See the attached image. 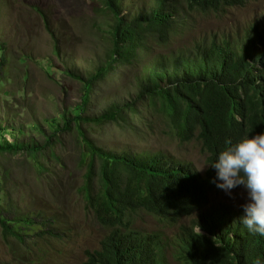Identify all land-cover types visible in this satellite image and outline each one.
Segmentation results:
<instances>
[{"label":"trees","instance_id":"obj_1","mask_svg":"<svg viewBox=\"0 0 264 264\" xmlns=\"http://www.w3.org/2000/svg\"><path fill=\"white\" fill-rule=\"evenodd\" d=\"M92 1H100L110 13L111 48L89 75L64 65L66 76L83 85L81 103L70 112L73 116L62 110L61 125L51 127L61 132L75 128L89 153L82 188L85 203L110 228L93 264H163L159 254L147 256L149 237L117 238L119 226L126 229L128 216L144 211L172 221L191 218V224L182 226L172 251L176 253V264H255L257 259L264 264V236L250 233L241 223L244 211L224 205L207 207V195L220 190L213 182L216 169L210 164L229 141L235 144L246 134L264 133V18L248 29L247 42L237 51L228 43L212 42L193 50L165 52L178 34L182 19L188 21L191 13L200 10L221 11L223 4L239 5L241 0H151L147 8L131 17L121 16V0ZM30 11L42 19L58 57L59 44L55 32L51 33V20L38 7L31 6ZM2 36L0 32V72L11 63ZM161 48L164 52L157 53ZM26 57L23 54L20 63H25ZM136 67L141 71H135ZM115 68L116 72L123 69L121 80L135 74L137 84L132 88L136 97L114 102L94 116L87 115L96 86ZM51 73L52 65L47 69L49 76H53ZM157 118L163 121L165 131L181 143L200 141L209 165L205 176L200 177L190 163L175 161L164 152L134 156L107 151L81 131L84 123L111 122L136 129L137 121L152 130ZM49 142L46 140L44 145ZM41 148L17 138L11 142L0 139V152L38 153ZM33 222V217L13 213L10 204L5 205L0 198L2 237L12 236L24 243L27 229L32 235L39 231ZM195 228L206 235L195 233Z\"/></svg>","mask_w":264,"mask_h":264},{"label":"rangeland","instance_id":"obj_2","mask_svg":"<svg viewBox=\"0 0 264 264\" xmlns=\"http://www.w3.org/2000/svg\"><path fill=\"white\" fill-rule=\"evenodd\" d=\"M14 1L19 13L6 1L0 2L1 40L7 44L11 59L0 72V139L11 142L17 138L19 142L42 148L38 153L0 152V182L3 183L0 193H3L1 200L5 205L10 204L13 213L35 216L40 231L27 240V249H24L14 238L2 237L0 230V264H84L86 251L98 248L108 230L88 210L82 192L89 155L83 147L82 134L75 128L69 132L55 131L51 125L60 126L62 110L73 116L70 112L81 103L83 85L66 76L64 65L89 75L107 57L111 48L110 13L100 1ZM150 1L121 0L122 14L134 16L147 8ZM31 6L38 7L51 20V33L55 32L59 44L58 57L53 53L50 33L37 13L30 11ZM191 14L194 23L188 20L165 52L197 49L224 37L235 47L241 46L247 28L262 21L264 0H252L245 7L223 14ZM163 52V48L157 51ZM23 54L28 57L22 64L19 59ZM146 55L151 60L150 52ZM50 65L53 76L47 74ZM139 69L134 70L140 72ZM123 73V69L116 72L115 68L98 83L87 115L94 116L114 102L123 103L136 97L132 88L137 84L135 74L122 81ZM145 110L147 116L148 108ZM142 124L137 121L133 129L115 122L84 123L81 131L107 151L134 156L164 152L175 161L190 163L200 177L204 176L208 168L207 154L200 141L181 143L165 131L160 118L152 130L143 128ZM46 140L50 142L44 145ZM95 164L98 168L97 159ZM201 167L203 170L197 171ZM247 201L245 187H235L230 194L221 190L210 195L211 205H229L232 210H244L242 205ZM140 213L132 218L138 229L162 230L166 235L174 230L164 228L154 215Z\"/></svg>","mask_w":264,"mask_h":264},{"label":"clouds","instance_id":"obj_3","mask_svg":"<svg viewBox=\"0 0 264 264\" xmlns=\"http://www.w3.org/2000/svg\"><path fill=\"white\" fill-rule=\"evenodd\" d=\"M5 1L7 2V0H0V2H5ZM251 1L252 0H241V4L239 5H233V6L228 5L226 7L225 4H223L222 6L223 9L221 11L200 10L197 12H205V13L214 12L217 14H223L231 9L245 7ZM6 4L9 7H14L16 12L19 13L18 6L14 0L12 2H7ZM120 12H121V16H125L124 14H122L123 12L122 3H121ZM192 18L193 16L191 15L189 18L190 22H193ZM183 21L184 19L181 20L180 28L182 26H187L188 21L185 22ZM251 26L247 28V31ZM1 33L3 35V32ZM247 35L248 34L246 33L244 42L239 47H235L231 42V40L227 37L222 38L221 41H213V42L219 44L228 43L233 50L237 51L246 44ZM210 165L216 169V180L213 182L216 184V187L219 188L220 190L219 192H210L208 195L206 194L208 199L207 207L222 205V204L211 205L210 202L211 194L220 193L221 190H224L226 193L230 194L233 188L243 185L247 190L248 201L242 205L244 210L241 211H244V214L240 217L241 223L247 228V230L250 233L264 236V133L256 134L254 136H250L249 134H246L235 144L229 141L228 147L225 150L221 151L215 162ZM203 168L204 167H201L197 169V171H201L203 170ZM1 197H3V193H0V198ZM2 202L4 203L5 201ZM224 206L229 207V205H224ZM144 212L149 213L146 211ZM141 214L142 213L137 212L129 215L128 216L129 219L127 220L126 223V229L122 230V226H119V233L117 238H121V237L124 238L126 236L142 238L147 236L150 238L146 248V251L148 252L147 256H149L150 254L157 253L159 254L158 260L162 261L163 264H176V259H175L176 253L172 254V251L175 248L177 236L180 233L182 226L191 224V218L180 217L177 220L172 221L170 217L167 219L166 218L160 219L158 216L150 213L154 215L156 219L161 221V224L162 226H164V228L168 230L174 229L169 235H166L162 230L146 231V230L138 229L137 224H133L132 218ZM32 217L34 219L33 223L36 224L37 227H39V231H40V226L36 220V217L34 216ZM96 219L103 227H105L108 230V233L103 237V239L105 237H108L110 234V228L104 225L102 222H100L98 218ZM196 231L198 233L206 235V233L201 231L199 228H197ZM25 234L27 238L24 240V243H21L12 236H8V237L14 238L20 243V245L23 246L24 249H27L26 246L27 240L32 238L34 235H32V231H29L28 229ZM159 235L161 236L160 238ZM103 239L101 240V243L98 248L86 251V261L84 264H93L94 255L98 252ZM96 264H100V263L97 262ZM255 264H261V261L257 259L255 261Z\"/></svg>","mask_w":264,"mask_h":264},{"label":"bare ground","instance_id":"obj_4","mask_svg":"<svg viewBox=\"0 0 264 264\" xmlns=\"http://www.w3.org/2000/svg\"><path fill=\"white\" fill-rule=\"evenodd\" d=\"M258 83H259V82H258ZM217 225H218V224H217ZM195 227H197V226H195ZM218 227H222V226L220 225V226H218ZM196 229H197V228L194 229V232H195V233H197ZM160 237H161V236L159 235V238H160ZM173 244H174V243H173Z\"/></svg>","mask_w":264,"mask_h":264}]
</instances>
